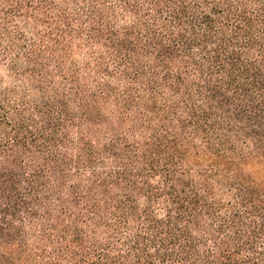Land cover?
I'll return each mask as SVG.
<instances>
[{"label":"trees","instance_id":"16d2710c","mask_svg":"<svg viewBox=\"0 0 264 264\" xmlns=\"http://www.w3.org/2000/svg\"><path fill=\"white\" fill-rule=\"evenodd\" d=\"M0 264H264V0H0Z\"/></svg>","mask_w":264,"mask_h":264}]
</instances>
